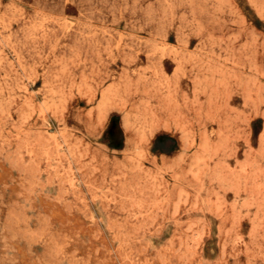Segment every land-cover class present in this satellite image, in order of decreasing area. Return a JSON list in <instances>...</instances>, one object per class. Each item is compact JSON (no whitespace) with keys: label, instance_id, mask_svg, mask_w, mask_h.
<instances>
[{"label":"rangeland","instance_id":"374dc122","mask_svg":"<svg viewBox=\"0 0 264 264\" xmlns=\"http://www.w3.org/2000/svg\"><path fill=\"white\" fill-rule=\"evenodd\" d=\"M0 264H264V0H0Z\"/></svg>","mask_w":264,"mask_h":264}]
</instances>
